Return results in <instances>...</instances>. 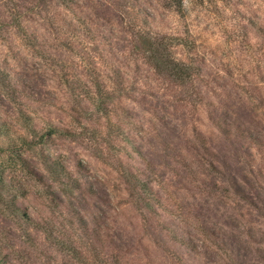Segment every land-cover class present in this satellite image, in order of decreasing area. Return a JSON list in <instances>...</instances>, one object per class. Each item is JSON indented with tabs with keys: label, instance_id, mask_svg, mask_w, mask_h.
Instances as JSON below:
<instances>
[{
	"label": "clouds",
	"instance_id": "obj_1",
	"mask_svg": "<svg viewBox=\"0 0 264 264\" xmlns=\"http://www.w3.org/2000/svg\"><path fill=\"white\" fill-rule=\"evenodd\" d=\"M0 264H264V0H0Z\"/></svg>",
	"mask_w": 264,
	"mask_h": 264
}]
</instances>
